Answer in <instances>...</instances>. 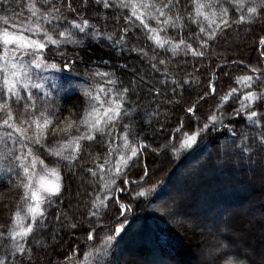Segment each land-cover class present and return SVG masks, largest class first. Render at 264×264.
Segmentation results:
<instances>
[{"label":"trees","instance_id":"16d2710c","mask_svg":"<svg viewBox=\"0 0 264 264\" xmlns=\"http://www.w3.org/2000/svg\"><path fill=\"white\" fill-rule=\"evenodd\" d=\"M10 2L12 10L20 14L22 18L29 15L25 9H27L30 0H10ZM39 2L40 0H37V3ZM68 2L69 0H63L64 8L61 11L65 10ZM182 2L188 6L187 9L183 6L180 8V13L184 16V27L175 30L169 28L167 35L177 42L183 37L186 42L192 43L193 47L198 48L199 42L192 34L199 33V28L187 20V11H191L190 0H182ZM71 3L75 8L82 6L83 0H71ZM232 11L233 9H230V13ZM93 13H103L107 17V19H103L100 15H95L93 23L98 24L102 30L114 33V39L118 40L125 27L122 16L127 15L128 10H105L102 5L96 6L92 3L85 14L86 18ZM2 15L3 12L0 11V16ZM67 16L69 19L76 18V14L73 12H67ZM118 16H120L119 20H117ZM236 18V15L232 16V19ZM203 23L207 27V23ZM153 26H155L154 22ZM261 37H264V21L258 20L251 25L233 24L231 28L218 32L217 38L211 42V47L207 50L205 57H193L190 53L185 55L182 51L176 56H172L170 51L155 49L158 59L167 58V73L163 70L165 66L161 65H158L161 69L159 72L152 70L150 58L154 54L153 42L147 40L139 28L132 29L131 33L126 36L127 47L129 49L132 47L144 48L148 57H142L131 51L113 55L106 44L92 43L90 40L86 47L65 45L57 51L54 46L50 45V50H44L45 58L55 61L58 65L56 70L46 71L41 75L48 77L45 85L52 93L49 103L52 106V111L56 112L60 119L68 116L69 111L75 114L73 119L82 115L85 106L83 89L90 85L103 83L100 78L92 76L90 69H95L97 66L91 61L110 58L112 67L102 66V70L115 71L122 85L133 89L131 99L140 106L139 131L143 132L144 142L149 147L140 153L139 164L126 169L128 178L138 181L139 187L135 183L124 185L123 177L117 181L118 187H127L131 190L127 194H119L120 203L127 204L130 211H125L121 215L119 204L113 196L106 207L101 206L99 209L101 215L97 219L94 216H89L92 201L96 198L97 193H100L101 198L107 193L100 191L102 185L99 176L92 177L88 169L97 170V165L104 163L108 153V144L105 143L107 137L102 140L97 135L95 141H85L84 144L87 146L84 147L78 161L74 162L73 169L71 171L61 170L64 190L61 197L62 202L58 201L60 211L70 217L73 223H77L78 227L75 229L63 227L62 224L66 223L64 216H61L60 221L57 222V208L56 206L50 207L47 213V227L37 228L27 240V245L32 251L31 259L25 258L24 264H94V258L86 260L85 253L101 246L105 235L116 237L112 245L109 246L108 256L105 257V260L110 264H130L132 257L136 259L133 260L135 264H147L141 256L152 245L157 250L156 257L162 260L159 264H223V261L233 253L245 259L246 264H251L246 257L241 255L240 250L214 252L212 256L206 255V258H202L201 262L187 263L186 260L195 258L203 253V250L207 254L209 249H214L219 245L218 235H204L202 228L197 225L191 226L188 221H194L191 217L194 209H197L198 213L204 214L205 217L211 218L218 211L217 205L223 195L232 194V191L238 186L243 185L244 187L246 180L251 181L254 177L264 175V170L259 167L261 161L264 160V151L254 149L252 161H249L246 156L241 158L239 153H234L226 130L219 133H212L209 130L206 136L202 134L198 138L197 144L193 145L191 149L183 150L178 156L172 154L171 148L160 152L154 151V149H158L170 141L179 147L182 132L174 133L173 130L178 128L183 121V132L195 131L197 128L196 117L200 118L199 126L203 127L207 117L211 115L219 101V97L228 92L230 88L236 87L240 91L225 106V112L229 114L239 106V98L245 91L261 92L264 90V57L260 55L264 48H261L260 45ZM77 54L79 55L77 56ZM225 62L226 66L217 68L218 64ZM63 63H69V68L64 69ZM122 64H126L127 67H119ZM253 68L259 69V71L254 73ZM139 69L148 71L149 75L143 76L147 83L136 79L135 74ZM214 69L216 70V79L212 81ZM244 75L254 77L251 89L241 88L236 83V78ZM165 78H167L168 87L161 83ZM173 79L181 82L190 79L193 83L191 86H186L183 91L177 89L174 95L170 90ZM69 80L74 87L70 86ZM196 81L199 83L197 84ZM210 81L216 88V92L205 97L203 101L199 100V97L204 96L206 90L211 92ZM53 83L56 84L55 88H52ZM156 88L160 89L159 94L156 93ZM33 93L36 94L35 89ZM22 95L26 97L27 94L22 92ZM170 101L172 103H169ZM193 102L198 104L195 117L186 111ZM38 103L42 108L43 101H38ZM24 104V100L19 103L15 99L11 101L17 121L26 112H31V109H25ZM57 107L58 111H56ZM154 110L158 111L160 115L153 116L149 124L147 113H153ZM258 110L264 111V103L260 104ZM4 117L5 110H0V119ZM56 122L58 123V121ZM228 123L229 120H225V124ZM234 125L237 135H240L243 130H251L246 121L240 117L235 119ZM118 131L123 132V128L120 127ZM60 139V136L49 133L47 143L52 146L55 141ZM35 150L46 164L50 167L53 166L54 157L49 156L40 146H36ZM2 151L3 148L0 146V152ZM112 162L114 164L115 159ZM145 162H147L149 174L141 181L140 176L144 173ZM173 182L176 184V188H174ZM16 183L14 177L11 183H8L7 180L0 183V225H4V231H7L12 214L16 211L23 194L22 188L14 187ZM186 184H191L193 189L186 199L180 200L177 209L184 211H179L180 213L176 210L172 211L169 207L174 206L173 203L176 201L170 202L165 198L169 192L183 189ZM140 187L151 189L150 194L133 199L132 192L139 191ZM240 192L241 195L235 197L239 198L238 200L227 199L229 202L231 201L230 210L235 218L223 216L222 220L226 223L238 221L237 231L244 229V226L251 222L254 230L251 237L256 240L257 245L258 242H264V182L260 184V188L244 189L243 192L241 189ZM178 193L180 194V191ZM197 203L200 204L197 206ZM45 207L48 206L45 205ZM168 211L173 212L175 217H170ZM198 213H195L194 216ZM54 224L56 227L58 226L56 240L54 243L47 244L46 240L49 237L53 239ZM117 227H122L119 235L115 231ZM187 228L195 232L193 236L195 243H191V245L184 241L183 233H180ZM89 231L93 232L91 241L87 239ZM146 238H149L153 244L150 241H145ZM224 240L231 241L228 238H224ZM38 241L41 243L37 244ZM236 241L242 243L240 239H236ZM149 242L152 245L149 246ZM127 252L129 259L124 257ZM68 257L70 259H66ZM124 258L127 260L123 261ZM8 259L11 261L12 257L9 256ZM174 259L177 261L173 262Z\"/></svg>","mask_w":264,"mask_h":264},{"label":"snow or ice","instance_id":"6c2138e0","mask_svg":"<svg viewBox=\"0 0 264 264\" xmlns=\"http://www.w3.org/2000/svg\"><path fill=\"white\" fill-rule=\"evenodd\" d=\"M92 3L96 6L102 5L105 10H128V14L122 16L125 27L118 40L114 39V33L102 30L98 24L93 23L95 15L107 19L103 13H93L86 18L85 14ZM190 4L191 11H187V20L199 28V33L192 34L199 42L198 48L186 42L183 37L177 42L167 35L169 28L175 30L184 27V16L181 15L180 8L183 6L187 9L188 6L184 5L182 0H166V2L165 0H83V5L75 8L69 0L64 11H61L64 8L63 0H40L39 3L37 0H30L25 9L29 15L23 18L12 10L10 0H2L0 3V11L3 12L0 16V110H5V117L0 119V146L3 148L0 152V183H4L5 180L11 183L14 177L17 181L14 187L22 188L23 194L16 211L12 214L7 231L3 230L4 225H0V264H18V262L24 264L25 258L31 259L32 249L28 247L27 240L37 228L47 227V213L52 206L57 208V222L60 221L61 216H64L66 223L62 224L63 227L70 229L78 227L77 223H73L70 217L60 211L58 201L62 202L64 190L61 170L73 169L74 162L78 161L84 147L87 146L84 144L85 141H95L97 135L102 140L107 137L105 143L108 144V153L104 163L98 164L97 170L88 169L92 177L99 176L102 185L100 191L107 193L103 198L97 193L92 201L89 216L97 219L101 215L99 211L101 206L106 207L113 196L119 204L121 215L125 211H130L127 204L120 203L119 194H127L131 190L127 187H118L117 181L123 177L124 185L135 183L139 187L138 181L128 178L126 169L139 164L140 153L149 147L144 142L143 132L139 131L140 106L131 99L133 89L123 86L115 71L102 70V66L112 67L110 58L91 61L97 66L95 69H90L92 76L100 78L103 83L83 89L85 106L82 115L73 119L75 114L69 111L68 116L60 119L56 112L52 111L49 103L52 93L45 85L48 77L41 75L48 70H56L58 65L55 61L45 58L44 50L49 49L50 45L57 51L65 45L86 47L90 40L92 43L106 44L113 55L131 51L142 57H148L144 48L127 47L126 36L132 29L139 28L146 39L153 42L154 54L150 58L152 70L159 72L161 69L158 65H161L165 66L163 70L167 73V58L158 59L155 49L170 51L172 56L182 51L185 55L190 53L193 57H205L218 32L231 28L233 24L251 25L258 20L264 21V0H190ZM230 9H233L231 13ZM67 12L75 13L76 18L69 19ZM233 15L237 18L232 19ZM119 19L120 16L117 17V20ZM203 22L207 23V27ZM260 45L264 48V37L260 38ZM260 55L264 57V51H261ZM69 63H63V68L68 69ZM222 66H226V62L218 64L217 68ZM119 67L125 68L127 65L122 64ZM252 71L255 73L259 69L253 68ZM215 79L214 69L212 81ZM212 81L209 82L211 92L206 90L199 100L203 101L205 97L216 92ZM253 81L254 77L251 75L236 78V83L241 88L251 89ZM161 83L168 87L167 78ZM192 83L190 79H185L183 82L173 79L170 90L175 95L177 89L183 91ZM196 83L198 84L199 81ZM69 84L74 87L70 80ZM55 87L56 84L53 83L52 88ZM155 91L157 94L160 93L159 88ZM238 91L239 88L232 87L219 97L203 127L199 126L200 118L196 117V130L190 133L183 132V121H181V125L173 130L174 133L182 132L179 147L170 141L154 151L160 152L171 148L172 154L178 156L183 150L191 149L197 144L198 138L202 134L206 136L209 130L212 133L226 130L234 153H239L241 158L246 156L252 161L254 149L264 151V111L258 110L260 104L264 103V90L245 91L239 98V106L232 113H226L225 106L230 99L235 98ZM22 92L27 94L26 97ZM13 99L17 103L24 100L25 109H31L30 113L26 112L18 121L11 106ZM38 101H43L42 108ZM197 107L198 104L193 102L186 111L195 117ZM58 110L57 107L56 111ZM147 115L150 124L151 118L159 116L160 113L154 110ZM237 117L244 119L251 130H243L237 135L234 125ZM225 120H229V123L225 124ZM120 127L123 128V132L118 131ZM49 133L58 135L61 139L49 146L47 143ZM36 146H40L49 156L55 158L52 162L53 166L50 167L40 158L35 150ZM113 159H115L114 164ZM148 174L147 162H145L144 173L140 176V180L143 181ZM150 192L151 189L140 187L139 191L132 192V198L144 197ZM115 231L119 235L122 227H117ZM115 238L113 235H105L102 245L91 252H86L85 259L94 258V264H110L105 257L108 256L109 246ZM87 239L89 241L93 239L92 231L88 232ZM55 240L54 233L53 242ZM225 247L230 245H218L214 249H209L208 255L221 252ZM9 256L12 257L11 261L8 259ZM223 264H246V260L233 253L223 261Z\"/></svg>","mask_w":264,"mask_h":264},{"label":"rangeland","instance_id":"374dc122","mask_svg":"<svg viewBox=\"0 0 264 264\" xmlns=\"http://www.w3.org/2000/svg\"><path fill=\"white\" fill-rule=\"evenodd\" d=\"M51 71V70H48ZM149 73L148 71H145L144 69H139V71L137 70V73L135 74L136 79L141 80V77L143 76H148ZM143 83H147L146 80H141ZM113 163V162H112ZM260 169L264 170V160L261 161V163L259 164ZM264 182V175H261L260 177H254L252 178L251 181H247L244 183V187L242 186H238V188H235L232 191V194L230 195H223V198L221 197L219 204L217 205L218 211L215 213V215H213L211 218L210 217H205L204 214H200L198 213L197 209H194L193 215L191 216L194 221H188V224H191V226L197 225L199 228H202V232H204L205 234H215L219 236L218 239V244L219 245H225V246H229L230 247H225L222 251H236V250H240L241 255L243 257H246L249 262L251 264H264V242H258V244L256 245V240H254V238L251 237V234H253V229H252V223H248L246 224V226H244V229L237 231V227H238V221L235 222H230V223H226L222 220L223 216H232L233 218H235V215L232 214V211L230 210L231 208V201L229 202L227 199H231L234 198L235 200H238L239 198H235V197H239L241 195V189L242 192L243 190H248L249 188H260V184H262ZM174 188H176V184L173 182ZM192 188L191 184H186L184 185L183 189H177L180 191V194L178 193L179 191L174 190L169 192V195L165 198L166 200H170V202L176 201V203H173V205H171L169 208L172 209V211L176 210L177 212L179 211H184L181 209H177L178 206L180 205V202L183 201L184 199H186V196H188L190 194ZM243 194V193H242ZM181 200V201H180ZM201 200V199H200ZM200 203H197L196 205L198 206ZM220 205V206H219ZM233 206V205H232ZM221 207V208H220ZM224 207V208H222ZM223 211H224V215H223ZM191 212V214H192ZM170 217L174 218V213L169 212ZM180 213V212H179ZM195 213H198L194 216ZM173 214V216H172ZM204 216V217H203ZM190 220H192L190 218ZM58 226L56 227V224L53 225V230L55 229V234H56V230H57ZM251 229V230H250ZM224 231V232H223ZM183 233L184 238L189 242V244L191 243H195V239H194V235L195 232L194 230L192 231V229L187 228L184 229V232H180ZM181 235V234H180ZM52 236V235H51ZM259 236V235H258ZM224 238H228L231 239V241H225ZM236 239H240V241H242V243H238L236 241ZM145 241H150L149 238H146ZM151 242V241H150ZM149 242V246L152 245ZM47 244H51L54 243L53 239L51 237H49L46 240ZM40 244V243H37ZM210 246V245H209ZM244 246V247H243ZM245 248V249H244ZM208 250V249H207ZM203 253H200V255L195 256V258H192L190 260H186V262H201L202 258H206V255H208V253L206 254V251H202ZM156 253L157 250L155 249V247L152 245L151 247H148L146 249V251H144V254L141 256L142 260H145L147 264H159L160 261H162L161 259H159L158 257H156ZM127 254V255H126ZM129 255V253H125L124 257L127 258V256ZM125 258L123 259V261H126ZM130 260H132V262L130 264H135L134 261L136 260L135 258H131ZM134 260V261H133ZM177 261L176 259L173 260V262ZM168 264V263H165ZM186 264V263H185Z\"/></svg>","mask_w":264,"mask_h":264},{"label":"bare ground","instance_id":"6f19581e","mask_svg":"<svg viewBox=\"0 0 264 264\" xmlns=\"http://www.w3.org/2000/svg\"><path fill=\"white\" fill-rule=\"evenodd\" d=\"M184 241L187 243V244H189V242L184 238ZM191 245V244H190Z\"/></svg>","mask_w":264,"mask_h":264}]
</instances>
